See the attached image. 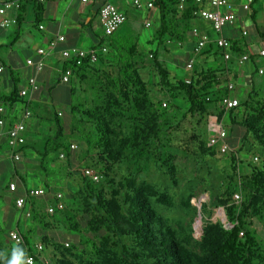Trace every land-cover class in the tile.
Returning <instances> with one entry per match:
<instances>
[{
	"label": "trees",
	"instance_id": "1",
	"mask_svg": "<svg viewBox=\"0 0 264 264\" xmlns=\"http://www.w3.org/2000/svg\"><path fill=\"white\" fill-rule=\"evenodd\" d=\"M179 2L180 0H155L154 9L158 13L159 21L152 40L156 44L153 66L160 78V88L168 90L174 98L184 95L190 105L189 114L207 121V126L211 117L216 116L219 122H228L230 136L232 131L235 132V127L243 128V143L251 137L264 150V77L258 73L259 68L264 67V62L259 57V51L248 53L253 71L249 79L251 90L238 99L239 107L229 111L222 109L221 101L230 94L227 83L231 81L228 79L231 66L237 58L247 54L248 46L242 39L230 40L233 59L229 63L224 61L220 48L209 44L199 56L204 63L195 64L189 84L171 80L170 72L159 61L161 47L171 44L179 46V43L183 47L192 39L194 23L198 19L194 14L198 6L193 0H189L185 11H181ZM35 4L38 8L42 5ZM255 16L256 14L252 15V21L264 40V31L257 24ZM179 19L186 30L178 26ZM127 22L113 36L106 37L102 33L99 44L93 47L94 50H100L104 46L108 49L106 54L99 56L97 63L107 66L110 63L106 60L110 57L109 59L116 60L118 66L116 76L107 74L101 77L109 85L103 105L98 104L95 108L82 102L67 105L70 115L91 130L88 135L92 136L87 139V144L96 153L97 161L94 164L98 167L97 173L101 176V181L110 183H114L111 176L116 165L122 162L128 152L155 149L160 142L162 129L160 121L163 117V106L150 98L153 90L142 79L136 60L141 56L138 39L131 42ZM169 41L171 44H168ZM1 47L0 50L3 49ZM211 55L221 60L222 68L208 63ZM190 56H187L188 59ZM78 61L72 57L61 63L59 80H56L53 89L63 85L61 76L68 69L72 70L73 76L80 79H85L90 72L101 73L95 66L97 63H92L90 59H84L80 64ZM0 67L2 71H7L8 81L11 82L10 91H0V104L6 105L12 111L19 106L22 111L24 108L31 109L29 102L20 97L23 79L11 66H6L1 58ZM255 75L260 81L254 79ZM4 79L3 74L0 85ZM101 83L102 80H99L98 84ZM74 93V89H71L72 96ZM20 110L14 112L18 113ZM127 114H131L130 118ZM59 115L56 112L53 114V122L59 130L55 137L47 139L41 157L47 159L51 153L63 151L71 163L74 156V152L70 150L72 141L63 135V120L60 118L62 115ZM128 119L134 122L135 127L130 134L125 135L122 128L125 126L124 120ZM33 146L34 144L26 140L21 152L25 154L29 150L36 151ZM230 146L232 147L231 144ZM155 151L159 154L160 149L157 147ZM205 151L210 157L219 154L209 146ZM230 162L233 173L227 188L221 195L210 192L209 202L214 205L213 208H224L227 222H211L213 208L209 203L202 204L201 214L207 221L202 228L200 241H194L192 237L196 217L188 224L180 220L174 227L172 221L163 214L164 210L178 207L177 195L169 187L163 188L162 184L148 181L138 183L136 179H132L119 183L109 191L106 186L99 185L101 181L96 183L83 172L79 173L82 185L77 194H64L65 208L54 214L60 213L67 219L70 235L78 237L79 242L69 240V244H64L50 237L47 233L51 229L50 223L36 202L42 201L45 204L44 202L50 201L55 204V200L50 197L31 198L28 201L31 204L28 205L31 207L29 219L42 234L34 236L35 231L32 228L26 231L25 228L21 230L17 227L15 231L21 236L22 242L14 246L11 242L2 241L5 236L9 237L14 228L0 226V264L25 263L28 254L34 255L35 264H264L263 250L251 227L255 218L264 221V161L261 168L254 166L253 161L250 162L251 173L244 176L240 174L237 157L232 156ZM162 165L170 176L171 184L177 186L176 166L168 159ZM14 170L22 183H26L27 179L20 176L16 166ZM42 188L52 192L48 184ZM5 189L9 193V185ZM237 193L242 195V201L234 200ZM194 194L193 189L182 200L181 206L187 214H197L198 210L193 205ZM67 200L72 202V207ZM228 224L230 228L227 227ZM36 237L39 243H36ZM37 244L44 246L43 252L36 251ZM47 252L51 254V258Z\"/></svg>",
	"mask_w": 264,
	"mask_h": 264
},
{
	"label": "rangeland",
	"instance_id": "2",
	"mask_svg": "<svg viewBox=\"0 0 264 264\" xmlns=\"http://www.w3.org/2000/svg\"><path fill=\"white\" fill-rule=\"evenodd\" d=\"M148 12L149 11H147V13ZM238 17L239 21L236 27V34H238V38L240 40L242 39L246 46H248L247 54H254L259 51V44L263 40L256 33L253 26H248L249 18L241 17L239 12ZM150 20L148 21L150 23L152 22L150 28L146 26L148 22H144V24L137 22L136 29L130 31L129 35L131 42L138 39L141 56L137 57L136 60L139 63L142 79L148 83L150 85V89L153 90L150 94V98L163 106V117L160 121L162 128L160 142L155 147V149L158 147L160 151L158 154L154 148H150L148 151L138 150L128 152L124 156L122 162L115 167L114 174L111 176L112 182L114 183L100 180L101 182L99 185L106 186V189L110 191L112 188H116L121 182L125 183L129 180L136 179L138 183L148 181L151 183L162 184V186H164L163 188L169 187L170 191L177 195L176 203L178 207L170 210H164L163 214L172 221L174 227L180 220H182L185 224H188L191 222L192 218L196 217L192 237L194 241H200L202 228L205 221H207V218H203L201 214L202 204L210 202V192H214L216 195H221L227 188L233 173L230 162L231 157H237L240 162V174L244 176L245 174L251 173L252 169L249 167L250 162L253 161V165L258 166L259 168L263 166L264 150L260 148L251 137L246 143H243L245 131L243 128L235 127V132L233 133L232 131L231 136L228 139L232 147L230 146V150L226 154H221L220 144L213 147L214 150L219 153L216 157H210L206 153L205 150H207L209 146V139L215 133V130L210 129L208 127L209 125L207 126L208 122L200 120L199 116L192 117L189 114L190 105L184 95H178L174 98V96L170 95L168 90L164 88L161 89L159 86L160 78L156 68L153 66V53L156 45L155 42L152 41L156 31L155 17H151ZM262 20V17H260V24L262 23ZM15 26L16 25H12L8 28V32L13 33ZM178 26L180 29L186 30L180 22V19L178 20ZM244 31L248 32L247 36H243ZM33 34L39 36L38 30H35ZM35 35L33 36L37 39L38 37ZM8 42L10 44L11 41ZM9 44L5 45L0 43V47L10 48L11 46ZM189 44L192 45L191 40H189L183 47L171 44L159 49V61L170 72L171 80L186 82V80L191 79L193 72L187 71V63L189 60L187 56L190 53ZM20 49L22 48L16 47L12 51L9 50V52L6 53L4 51V53L5 56L10 55V53L13 55V65L21 76L24 77V71L26 68L25 61L28 54L22 50L20 52ZM2 51L3 50H0V58L5 60L6 58H3ZM109 58L106 60L110 63L107 66L100 63L95 64L96 68H98L101 72L99 74H93L90 72L87 74L85 79L73 76L69 84H63L62 86L59 85L56 89H53L56 84V80H59V70L58 72L54 70L52 72V78L54 80L51 83L43 85V90H40L42 96L40 101H38L39 103L41 102V104L39 107H32L30 109L32 116L29 119L30 123L28 126L29 132L31 130V133L28 135L29 138L27 137V141L34 144L33 147H35L36 151L29 150V152L25 154L22 152L23 156L19 163H15L12 158H9L12 163L11 168H9L8 171L0 172V226L5 228L10 227L11 220L14 216H11V213L15 212V210L17 211L14 202L18 194H11L5 191V187L10 184L8 183L9 179L14 175V166H16L22 177L24 176L26 179L30 178L28 180L30 183L34 181V185H40L41 187H45V185L48 184L52 193L61 191L66 196L77 194L78 189L81 188L82 180L79 173H83L85 170L92 169L94 167L95 171H97L96 168L98 167L94 164L97 161L96 153L91 150L87 144V139L92 136L88 135L91 130L88 126H86V124L80 123L78 119H74L70 115L67 105H75L79 102L87 103L90 108H95L98 104L100 106L103 105V100H105L109 85L107 80L103 78L101 79V77L107 74L110 76H116L118 70L116 60ZM200 60L203 59H196V63L199 62V64H203L204 62ZM220 62V59L215 60L211 57L208 63L212 66L222 68L223 66L220 65ZM6 63L8 65V58L6 59ZM235 70H238L236 78L234 77ZM244 70V65H239L235 62V64L231 66V74L228 77V79L231 80L230 82L235 84L234 95L238 99L244 97L251 90L249 85L250 78L246 77V75L251 76L253 71L252 69H249L246 72H243ZM4 72L5 70L0 73V77L4 74ZM6 76L7 74H5V77ZM254 79L260 81V78L257 75L254 76ZM99 80H102L101 84H98ZM6 83L7 79L5 78L3 84ZM71 89H74L75 91L73 96L71 94ZM165 104L166 106H164ZM22 108L23 107H21V109ZM54 112L62 115L59 116L63 120V135L72 141L71 146H77V149L73 150L74 156L73 159H71V163L67 158V154L63 151L51 153L47 159H43L41 157V154L44 153V147L47 139L49 137H55L59 130L56 123L53 122ZM35 113L37 115H35ZM130 115L131 114H127L129 118ZM124 123L125 126L122 129L124 130V134L128 135L135 127L134 122L128 119L127 121L124 120ZM224 126H228L230 128L228 122H225ZM8 147L9 146L5 145L4 149H8ZM238 150L241 152L239 153ZM62 154L65 155L64 158L61 157ZM256 158H258V161L255 160ZM167 159L172 161L177 168V186L171 184L172 182L170 180V176L166 173L165 169L162 168V163ZM160 160H163V162ZM15 183L18 187L22 186L18 179ZM3 184L5 185L3 186ZM31 185L32 183L30 186ZM1 186L3 190H1ZM218 188H222V190H219ZM193 189L195 190L193 205L198 211L197 214L194 212L187 214L182 208L181 203L182 200L187 197L191 191H193ZM237 194L240 196V201H242V195L240 193ZM234 200L236 201L235 196ZM68 201L69 200H67L68 205L72 207V202L70 203V201ZM36 203L43 213L45 212L44 209L47 208L48 205L53 204L50 201L44 202L45 204H42V201H37ZM210 205L212 208L214 207L213 204ZM11 208L14 210L11 211ZM212 211L213 214L211 215V222H227L224 208L215 207ZM43 215L48 218V222L51 226V229L47 232L50 237L55 239L57 242H64V244H69V240H74L76 243L79 242L78 237L70 235L69 223L63 215L60 213L54 216H49L45 213ZM26 222V231L32 228L35 231L34 236H37L36 234H42L41 230L37 231L38 229L35 225H33V222L30 220ZM263 222L264 221L255 218L252 220L251 227L264 253ZM35 240L37 241L36 243H39L37 237ZM2 241L5 243L11 242L15 246V244L10 241V238L7 236H5ZM47 254L51 258V254L48 252ZM20 264L24 263L20 262Z\"/></svg>",
	"mask_w": 264,
	"mask_h": 264
},
{
	"label": "built area",
	"instance_id": "3",
	"mask_svg": "<svg viewBox=\"0 0 264 264\" xmlns=\"http://www.w3.org/2000/svg\"><path fill=\"white\" fill-rule=\"evenodd\" d=\"M22 0H0V27L3 29H8L12 25H17V18H9L8 14L13 9H18L20 2ZM38 4H44L51 0H34ZM82 3L88 4L92 0H81ZM99 4V19L103 25L104 33L106 37L113 36L118 32L127 22V16L118 7L108 0H94ZM198 6V10L195 12V16L201 20L209 22L212 26L213 31L218 35L215 41V45L223 51V59L225 62L229 63L233 59L232 53V43L231 41L223 35L226 28L233 26L237 19V10L233 3L229 0H193ZM189 3V0H180L179 9L185 11ZM252 2L244 6L245 10H249ZM134 6L136 9L144 11H151L155 8V0H152L146 4L142 3L140 0L134 1ZM148 28L151 27V23L146 24ZM39 30L44 31L45 27L39 25ZM248 32L244 31L243 36H247ZM192 38H194L195 43L192 49L190 59L187 63V71L193 72L194 66L196 64V59L202 54L204 49L211 44L213 41L208 34L201 33L200 30L195 27L192 30ZM66 41L64 36H59L55 41H52L48 48H41L37 51L36 59H27L26 65L28 68L34 70V74L27 79L25 88L20 92V97L28 101L27 99L33 94L40 91V85L38 81V75L44 71L46 68L48 59L51 54L56 50L57 46ZM168 44H171L169 41ZM182 46V43H179ZM108 49L106 46L102 47L100 50H80V49H70L62 52V56L65 60H70L72 57L77 58L80 61L84 59H90L92 63H97L99 56L106 54ZM259 57L264 60V48L259 50ZM250 55L244 54L243 56L237 58L239 65H245L250 62ZM2 72V67H0V73ZM260 76L264 77V67H260L258 70ZM73 78L72 70L68 69L61 76V83L67 85L71 82ZM186 83H190V80H186ZM227 89L229 95L222 98L221 107L224 110H233L239 107L238 98L234 97L235 84L233 82L227 83ZM264 93V87H263ZM166 106V104L164 105ZM61 115V114H60ZM32 112L29 108H24L23 111L15 114L6 105L0 104V134L5 136L7 139V144L10 148V155L15 163H19L22 159L21 148L26 143L25 133L27 130V122L31 118ZM224 122H219L216 116L211 117L209 128L215 130V133L209 139V146L215 147L220 144L221 153H227L230 150L229 137L230 129L228 126H224ZM77 146L72 145L71 150H76ZM62 158L65 157L64 154L61 155ZM258 161V158L255 159ZM84 175L91 179L92 181L98 183L101 180V176L94 169H87L84 171ZM18 186L15 182L9 184V193H16ZM50 197L55 200V204L48 205L45 208V213L47 215L53 216L58 210H64V193L61 191L50 192L46 188H36L32 189L26 193L24 197L16 199V208L19 210H25L27 208L28 201L31 198H46ZM237 202L240 201V196L235 195ZM26 217H31V212L26 213ZM243 235V233L241 234ZM10 241L14 244H20L22 242L21 236L18 232L12 231L9 235ZM38 253L43 252L44 246L42 244H37L35 247ZM34 255L28 254L24 264H35Z\"/></svg>",
	"mask_w": 264,
	"mask_h": 264
},
{
	"label": "crops",
	"instance_id": "4",
	"mask_svg": "<svg viewBox=\"0 0 264 264\" xmlns=\"http://www.w3.org/2000/svg\"><path fill=\"white\" fill-rule=\"evenodd\" d=\"M111 3H113L116 7H118L122 12H124L127 16V27L130 31H133L136 29L137 22L138 23H147L151 17H155V25L158 23V13L155 9H152L147 13L148 10H138L134 6L135 0H108ZM142 3L146 4L152 0H140ZM231 3L234 4L235 9L237 10L241 17L243 18H249L248 26H253L256 33L258 34L256 30V24L252 21V15L256 14L255 18L257 21V24H259L262 27V31H264V0H229ZM252 2L250 9L245 10L244 6L249 4V2ZM8 17L17 18L18 24L14 27L13 33H9L7 29H3L0 27V43L2 44H9L10 42V48H3V58H8V65L6 63V59L4 60V63L6 66H11L18 75L23 79L24 85L22 87L25 88L27 79L34 74V70L27 67L24 71V77L21 76V74L17 71V69L13 65V58L10 53V55L5 56L6 52L12 51L14 48L19 47L23 52H26L27 59H36L37 58V51L41 48H48L50 43L52 41H55L59 36H64L66 41L64 43H61L57 46L56 50L51 54L50 58L48 59L46 68L44 71L38 75V81L40 85V90H43V85L51 83L54 79L52 78V72L56 70L58 72L61 63L65 61V59L62 56V52L65 50L70 49H80V50H90L93 49L94 46L98 45L100 42L99 36L104 33L103 25L99 19V4L92 0L88 4L82 3L81 0H51L49 2H46L42 4L39 8L36 7V4L34 0H22L20 2L18 9H13L9 12ZM262 17V23L260 24L259 18ZM151 21V20H150ZM239 21V17L236 21V23L228 27L224 30L223 35L228 38L229 40H236L238 38V34H236V27L237 23ZM152 23V22H151ZM39 25H43L45 27L44 31L39 30ZM153 27V24H152ZM197 27L201 33L208 34L211 39L212 43L215 44L216 39L218 38V35L213 31L212 26L209 22H206L201 19L195 20L194 27ZM35 30H38L39 36H36L33 34ZM35 35L38 37L35 39L33 36ZM259 35V34H258ZM38 41V42H36ZM192 45H190V53H192V49L194 47L195 40L194 38L191 39ZM264 48V40L260 42L259 44V50ZM5 51V53H4ZM212 56V55H211ZM211 56L209 59H211ZM214 58V56H212ZM217 60L216 58H214ZM25 61V64H26ZM235 62L238 63L236 60ZM264 60H262V63ZM13 65V66H12ZM245 70L243 72H246L249 69H252L251 64H245ZM33 73V74H32ZM5 74L7 76L5 77ZM238 74V70L234 71V77L236 78ZM252 74V73H251ZM4 77L7 79L6 84L0 85V91L8 92L11 89V82L8 81V73L7 71L4 72ZM246 77L250 78L249 75H246ZM248 80V79H247ZM246 80V81H247ZM41 93L40 91L30 96L27 100L30 104V107H39L41 102L39 103L41 99ZM235 97V95L233 94ZM237 98V97H236ZM44 103V102H43ZM44 105V104H43ZM20 110V106L17 108ZM14 110V111H17ZM15 117L17 116V113L14 112ZM20 113L22 110L19 111ZM29 123L30 120L27 122V130L25 133V138L27 140L28 135L31 133V130L29 132ZM29 138V137H28ZM7 145V139L5 136L0 134V172L8 171L9 168H11V155L9 156L10 148L4 149V146ZM29 152V151H27ZM11 154V153H10ZM10 158V159H9ZM23 175V174H22ZM21 176V174H20ZM24 177V176H23ZM17 179L22 184L21 187H18L17 190V197L16 199L20 197H24L27 192H29L32 189H36L37 187H41L40 185H34V181H32V185L30 186V182L28 181L30 178H28L26 183H22L19 176L14 171V175L9 179L8 183L16 182ZM5 183V184H8ZM3 184V186L5 185ZM42 188V187H41ZM23 191H22V190ZM1 190L2 186H1ZM15 199V202H16ZM14 202V204H15ZM30 203L27 204V209L25 210H15V212L11 213V216H13L11 220V228L13 231H15L17 227H20L21 230L25 228L26 221L30 220L26 217L27 212H31V207H29ZM31 205V204H30ZM14 209L11 208V211Z\"/></svg>",
	"mask_w": 264,
	"mask_h": 264
},
{
	"label": "water",
	"instance_id": "5",
	"mask_svg": "<svg viewBox=\"0 0 264 264\" xmlns=\"http://www.w3.org/2000/svg\"><path fill=\"white\" fill-rule=\"evenodd\" d=\"M228 228H230V226L228 225Z\"/></svg>",
	"mask_w": 264,
	"mask_h": 264
}]
</instances>
